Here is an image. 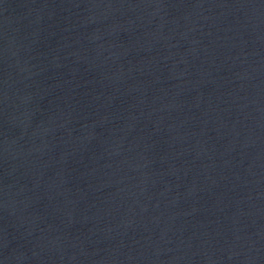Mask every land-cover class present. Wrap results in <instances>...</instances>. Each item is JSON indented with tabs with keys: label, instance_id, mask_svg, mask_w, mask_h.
Returning a JSON list of instances; mask_svg holds the SVG:
<instances>
[{
	"label": "water",
	"instance_id": "1",
	"mask_svg": "<svg viewBox=\"0 0 264 264\" xmlns=\"http://www.w3.org/2000/svg\"><path fill=\"white\" fill-rule=\"evenodd\" d=\"M0 264H264V0H0Z\"/></svg>",
	"mask_w": 264,
	"mask_h": 264
}]
</instances>
